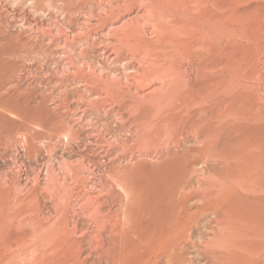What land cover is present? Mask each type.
<instances>
[{
	"label": "rangeland",
	"instance_id": "374dc122",
	"mask_svg": "<svg viewBox=\"0 0 264 264\" xmlns=\"http://www.w3.org/2000/svg\"><path fill=\"white\" fill-rule=\"evenodd\" d=\"M179 1L173 0L159 6L160 12L165 15L160 17L164 25L171 26L183 18L214 13L216 16H223L224 20L221 19L219 23L226 32L221 30L215 35L202 38L194 30H185V35L182 33L181 36L178 32V35L169 34L158 44L167 40L189 43L192 51L201 54L203 58H208L210 51L219 59L227 53L231 58V67L228 70L219 67L213 70L214 73L202 71L205 74L196 77L197 68H194L190 60L180 58L179 63L186 73V79L180 83L169 71L166 63L169 61L164 55L167 53V57L172 58L176 55L175 50L170 48L165 51L168 47H159L156 44L158 37L154 34L145 37L151 43L149 47L143 46L141 40L137 39L139 47L133 66L140 71L147 67L152 70L157 68V71L162 72L160 78L164 76L165 79L160 81L158 77L150 78L144 88L140 89V94L152 90L161 82L166 84L168 90L162 96L163 105L146 103L139 106L119 90L110 94V98L117 101L118 105L114 108L118 116L107 121L108 130L117 137L119 143L126 141L127 145L120 146L112 140L114 148L108 159L113 161L111 165L105 162L104 167L107 168L106 176L118 173L117 185L120 191L133 192L149 200H161L170 193L173 184L183 177L180 166L188 162L192 165L193 173L188 189L181 194V200L187 211L194 212L201 203L199 189L204 184L203 179L207 177L206 169L218 170L219 165L212 162L205 166L204 159L196 158L195 149L203 140L199 123L209 115L214 105L207 100L199 102L189 94V89L207 93L209 80L216 75L226 76L218 85L221 96L232 98L255 93L256 104L258 107L263 106L264 110V0H208L203 10L192 0ZM127 2H131V5H124ZM148 2L157 0H0V136L4 138L8 131L15 132L18 127L22 128L19 135L12 134L14 139L8 141L6 146L0 145V264H77L74 259L62 256L66 251L62 241H59L58 248L47 247L51 251L46 248V244L45 247L38 245L44 236L40 238L42 231L34 230L31 220L35 210L32 212V209L40 204L43 215L51 217L54 216L57 203L52 201L50 194L46 199L39 197V203L35 196H42L41 192H46V185L49 184L45 176L47 168H54L59 173L62 163H77L81 161V156L90 155L85 146L87 133L73 112L81 100L86 105L89 90L90 93L105 92L103 85L107 79L113 82L120 78L124 59L111 65L110 60L105 61L100 54L104 48L105 36L111 34L108 30L112 28V24L121 26L123 22L132 21L137 11ZM113 11L114 16L107 18L106 15ZM91 21H95L96 26L99 25L95 30L90 28ZM57 47L62 48L56 49ZM63 51L68 58H60ZM121 52V56L129 57L126 50ZM205 61L203 59L201 63ZM71 64L76 72L70 69ZM84 82L89 87L85 90L78 87ZM109 106L106 108L109 109ZM104 113V110L95 109L89 115L92 119H103ZM62 124L74 127L79 133L77 144H69L56 132ZM25 135H31L39 151L31 161L25 158ZM52 135L56 137L55 141L50 140ZM38 173L42 176L37 182ZM102 177L99 179H105ZM42 178L46 179L45 182ZM53 192L64 203L62 187L59 186ZM77 192L75 191L76 194ZM68 202L72 204H69L70 214H74L70 215V229L76 222L86 235L93 236V232L95 236L98 235L93 222L82 214L78 198L71 195ZM213 217L210 215L194 231V241L205 239L210 234V225L214 228V224L208 221L213 220ZM203 223L207 226L202 225ZM45 233L48 236L51 234L50 231ZM78 233L73 234V240H81L83 234L80 231ZM24 234L31 237L18 245L8 242L11 235ZM83 244L85 250L82 260L86 264H98V251ZM52 249L60 251L54 253ZM43 250L45 256L41 255ZM188 250L185 254L190 256L194 264L210 263L209 257L196 253L191 246H188Z\"/></svg>",
	"mask_w": 264,
	"mask_h": 264
},
{
	"label": "bare ground",
	"instance_id": "6f19581e",
	"mask_svg": "<svg viewBox=\"0 0 264 264\" xmlns=\"http://www.w3.org/2000/svg\"><path fill=\"white\" fill-rule=\"evenodd\" d=\"M171 1L173 0H157V2L146 3L143 8L137 11L134 19H131L132 21L123 22L121 26L112 24V28L108 30L111 34L104 35L105 44L100 52L103 59L110 60L111 65L119 63L122 59L124 62L122 74L118 80L111 82L107 79L103 85L105 92L90 93L89 90L86 105L84 100H81L76 111L73 112L82 129L87 133L85 146L90 155L81 156V161L77 163H62L59 173H56L54 168H47L45 176L48 180H45L49 181V184L46 185V192H41L42 196H35L39 203V197L46 199L50 194L53 197L52 201L57 203L54 216L51 215V217L43 215V208L40 204L36 206V209L34 207L32 209V212L35 210L33 218L31 217L34 230L35 232L42 231L39 234L40 238L42 235L44 236L40 240L43 244L38 240L40 242L38 245H43V247L47 245L46 248L50 246L58 248L59 241H62V245L66 248L62 256L74 259L77 264L87 263L82 260L85 250L83 243H86L85 246L88 248H95L98 251V264H194V261L189 258L190 256L185 254L186 251H189L188 246L195 249L196 253L209 257V264H264V110L263 106L258 107L256 104L257 95L255 93L232 98L221 96L218 85L226 79V76L216 75L214 79L209 80L207 93L201 92L202 90L189 89V94L199 102L207 100L214 105L211 112L209 111V115L199 123L202 134L200 136L203 137V140L200 145H197L198 147L196 146V158L204 159L205 166L212 162L219 165L218 170L206 169L205 176L207 177L203 179L204 184L199 189L201 203L196 211H187L185 203L181 200V194L188 189L191 173H193L192 165L188 162L180 166L183 177L173 184L170 193L161 200H149L133 192L120 191L117 185L118 173L106 176L107 168L104 167V164L107 162L111 165L113 161V159H108L114 148L112 140L120 146L127 145L126 141L119 143L117 137L110 134L108 130L107 121L113 116H118L114 108L115 105H118L117 101L111 99L110 94L119 90L128 95L131 102L142 106L146 103H164L162 96L168 90L166 84L161 82L159 86L140 94V89L144 88L150 78L158 77L161 81L164 76L160 78L161 71H157V68L152 70L151 67H147L140 71L133 66L134 57L139 47L137 39L141 40L143 46L149 47L151 43L145 37L154 34L158 37L156 44L159 47H168L165 51L170 48L175 50L176 55L172 58H168L167 53L164 55L169 61V63L166 62L169 71L180 83L186 79V73L182 70V64L179 63L180 58L190 60L194 68H197L196 77L205 74L202 71L214 73L213 70L219 67L226 70L231 67V58L227 53L222 59H219L220 57L217 58L210 51L211 53L207 54L208 58H203L201 54L192 51V45L189 43L167 40L165 43L158 44L166 35L180 33L179 35L182 36L185 30H194L202 38L215 35L223 30L219 23L223 16L220 14H218L220 16H216L214 13L194 18L182 17L183 19L171 26L164 25L160 19L164 13L160 12L159 6ZM192 2L203 10L209 1L192 0ZM124 5H131V2ZM115 8L119 9V7ZM106 16L107 18L113 17L114 11ZM262 17L264 19V8ZM89 24L92 29L99 26H96L95 21H91ZM61 48L57 47L56 49ZM122 50H126L129 57L121 56ZM146 50L148 51L147 48ZM153 50L158 49L153 48ZM65 54L66 52L63 51L60 58H68L64 56ZM201 59H206V61L201 63ZM159 68L161 69V67ZM70 69L76 72L73 64ZM77 73H79L78 70ZM93 84L98 85V83ZM78 87L84 88V90L89 88L85 82ZM262 89L264 91V75ZM106 106L110 108L107 109ZM95 109L104 110L105 119H92L89 113ZM228 121L232 122L228 123ZM21 131L22 128L18 127L15 132L8 131L4 138H1V135L0 145L6 146L8 141L14 139L12 134L19 135L18 132ZM56 132L69 144H77L80 138L75 128L66 124L59 126ZM55 138L52 135L50 140L55 141ZM173 138L175 139V136ZM25 150V158L29 161L33 160L34 154L39 152L31 135L26 137ZM41 173H38L37 182L42 176ZM102 176L105 179L100 180L99 178ZM41 180L45 182L43 178ZM59 186L62 187L65 194L64 203H62V199L54 196L53 191H56ZM75 191H78L77 194ZM71 195L78 198L82 214H85L84 217L93 222L98 235L95 236L94 232L93 236H91L92 234L86 235L84 230L81 232L76 222L73 226L71 225L72 230L70 229V215L74 216V214L72 212L70 214L69 204L71 203H67V199ZM210 215L214 217L208 222L214 224V228L210 225L211 231L208 232L210 234H207L205 239L194 241L196 239L193 238L195 237L193 236L194 231ZM25 219L28 220L26 217ZM46 231H50L51 234L48 236ZM79 231L83 234L81 240H73V234L75 235ZM28 237L31 236L29 234L11 235L8 242L11 245H18L25 242ZM39 248L41 249V247ZM50 248L47 249L50 250ZM44 250L41 255L45 256ZM52 250L54 253L60 251V249Z\"/></svg>",
	"mask_w": 264,
	"mask_h": 264
}]
</instances>
